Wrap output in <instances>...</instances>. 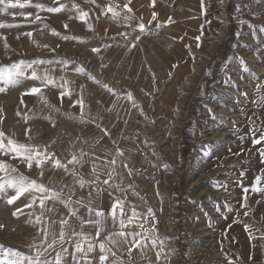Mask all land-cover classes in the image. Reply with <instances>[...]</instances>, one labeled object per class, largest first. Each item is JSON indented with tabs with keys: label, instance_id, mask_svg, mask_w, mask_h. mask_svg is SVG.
Wrapping results in <instances>:
<instances>
[{
	"label": "rangeland",
	"instance_id": "374dc122",
	"mask_svg": "<svg viewBox=\"0 0 264 264\" xmlns=\"http://www.w3.org/2000/svg\"><path fill=\"white\" fill-rule=\"evenodd\" d=\"M207 1L191 18L183 8L177 23L167 14L146 17L143 31H129L128 47H120L121 39L82 35L96 21L80 18L88 14L82 0H30L0 12V65L43 61L0 92V141L29 145L65 165L54 168L49 160L29 168L14 153H0L8 165L0 178L23 175L61 192L44 208L40 193L9 204L15 190L0 192V246L35 257L53 237L58 241L67 220L64 243L41 259L66 248L64 264H101V255L104 264H169L170 258L174 264H264V141L254 143L264 133V0ZM190 20L198 22L196 33L188 30ZM33 69L40 79L31 78ZM32 87L40 93L26 94ZM64 91L70 94L61 96ZM74 155L79 163H69ZM113 159L127 175L119 176L124 184L114 181V190L103 183ZM257 176L261 190L253 191ZM138 180L149 182V190ZM117 200L140 214L137 225L109 215ZM90 207L104 216L90 215ZM96 220L101 223H89ZM122 231L137 235L121 237ZM142 240H154L155 251H144ZM78 241L84 251L74 261ZM0 264H7L2 251Z\"/></svg>",
	"mask_w": 264,
	"mask_h": 264
},
{
	"label": "snow or ice",
	"instance_id": "6c2138e0",
	"mask_svg": "<svg viewBox=\"0 0 264 264\" xmlns=\"http://www.w3.org/2000/svg\"><path fill=\"white\" fill-rule=\"evenodd\" d=\"M30 0H24L23 3L20 2V0H0V12H5L8 8H16L17 6H19L20 8L25 7L26 4H29ZM36 8H43L44 5L42 4H36L35 5ZM61 7H63V5H61ZM125 8H128V5L125 4L124 5ZM50 12H56L59 11L60 8H48L47 9ZM129 11H131V9H128ZM109 12H112L113 17H117L119 16V13L116 12L112 7L108 8ZM30 15V14H29ZM87 14L86 13H81V19H83ZM153 18H155V14L153 16ZM36 19H40L39 16L36 17ZM126 19H128L126 17ZM4 25H0V27H3ZM65 27H67V25H65ZM138 27L141 29V31L144 30V25L141 23L140 25H138ZM55 35H58V33H53ZM26 35L31 36V33H26ZM65 39H68V37H64ZM137 39H139V37H137ZM7 46V45H6ZM92 51L94 52H98L99 49H93ZM39 63H43V61H33L31 63L25 62V61H19L17 63H13L10 66L9 65H0V83H2L4 86L0 87V92H5L7 90V88L9 86L15 85L19 82V79L21 77L25 76V69L26 68H32L33 64H39ZM78 72L83 71L82 68H77L76 69ZM31 78L33 79H40V77L37 75V72L35 71V69H33L32 71V76ZM90 79L92 78L91 76L89 77ZM45 80L48 84H53L54 81L51 79H48L47 77H45ZM105 87H107L105 85ZM41 91L40 88L37 87H32L30 89L27 90L26 94H39ZM70 93L67 91L61 92L60 95L64 96V95H69ZM129 98H131V96L129 95ZM76 103L81 105V110H82V116H83V101L82 100H78L76 101ZM107 134V133H106ZM3 133L0 132V137H3ZM261 141H264V133L261 134L260 138L258 140H254V143L259 144ZM0 153H14L15 156L17 157H21L24 161H26L27 165L29 168H31L33 166V162H35L36 167H41L46 161H51V163L53 164L54 168H65V165H63L59 160L52 158L51 154L44 152L41 153L39 151H33L32 147L29 145H24V144H18L15 141L9 139L8 140V144L7 146L0 141ZM123 153L117 149V155H122ZM81 155H83V153H81ZM262 155H264V152H262ZM69 163H79V160L77 159V157L74 155L72 157V159L69 161ZM111 163L114 165L116 163V160L113 159L111 161ZM127 165H125L126 167ZM8 168V165L4 163V161L0 160V172H5ZM67 171V169H65ZM13 171H15V169H13ZM96 173V169L93 168V174ZM43 173H41L42 175ZM75 175V174H74ZM97 179H99V176H97ZM109 179H111V173H109ZM262 177L261 176H257L255 178L256 183L253 185V191H260L261 189L256 187V184H259L261 181ZM80 186L83 187L85 185V181L83 179L79 180ZM104 184H108L109 180H104L103 181ZM12 188L15 190V195H12L8 198L7 202L9 204H12L13 202H15L17 199H19L22 195H24L25 193H31V192H36V193H40V197H39V204L41 208L45 207V201L46 200H60L61 199V192H57L54 191L52 188L46 187L44 184L41 183H37L36 180H29L27 177L21 175L17 178H9V179H4V178H0V192H3L5 190V188ZM62 191V190H61ZM36 202V197H33L32 200L29 202V204L25 205V207H31L34 203ZM66 206H68V204L70 203V201L65 202ZM123 201H119L117 200L115 203L112 204L111 206V210L109 212V215H111L113 217V219L116 218V214H117V209H120L121 214H123ZM20 209H17L16 212L13 213V215H16L18 212H20ZM71 214L75 215V211L71 210ZM89 214L91 215L93 212L95 213V216L97 217H103L104 213L103 211L100 210H95L93 208H89L88 209ZM152 210L149 209V214H151ZM138 214L133 211V217L137 216ZM40 221V217L38 216L36 218V222L39 223ZM132 221V217H129V222ZM61 229H60V235L58 238V241L60 244L64 243V239H65V225L68 224L67 220H62L61 222ZM89 223H95L96 225H99L101 223L100 220H96V221H89ZM121 227H124V221L121 220L120 221ZM99 231L100 229H97V235H99ZM74 236L77 235H83L81 234H77V233H73ZM121 237H124L126 235H137L135 233H125V232H120L118 234ZM49 236V232L47 229L44 230V237H45V241L47 240ZM85 239H88L87 237H85ZM45 241H42L41 243L43 244ZM57 238L53 237V240L51 243L47 244L46 248H43L40 251L36 252L35 257H25L22 253L15 251L13 249H4L2 246H0V251L3 252L4 257L7 261V264H23L24 260L28 261V264H64V257L62 255V252H67L68 250L66 248L62 249V252H57L55 255L54 259H41V257L46 254L48 252L49 249H52L56 243L58 242ZM112 243H116L115 240H112ZM153 246H155V241H152ZM135 246H139V242H137V244ZM99 248L101 250V252H105L106 248H105V244L104 243H100L99 244ZM93 249V245L91 243L88 244L87 246V251L91 252ZM84 251L83 246H82V242L78 241L75 244V251L72 253L73 256V260H76V253L82 252ZM159 257V253L157 254ZM9 257H12L9 259ZM107 260V256L106 255H101L100 256V261L101 264H104V261Z\"/></svg>",
	"mask_w": 264,
	"mask_h": 264
},
{
	"label": "crops",
	"instance_id": "0c3cea01",
	"mask_svg": "<svg viewBox=\"0 0 264 264\" xmlns=\"http://www.w3.org/2000/svg\"><path fill=\"white\" fill-rule=\"evenodd\" d=\"M207 3V0H82V2H79V7L85 6V8H87L88 10L87 17H90L91 19L96 18V21L94 22V26H90L89 28H82L81 33L83 36H94L96 41L102 40L114 43L116 40L121 39L126 42L125 44H119L120 47H123V45H126L128 47L129 44H133L131 41H128L133 37L129 33V31H141L138 25H140L141 23L144 24L146 17L150 18L154 14L156 17H158L160 14H167L174 19L173 21H175V23H177L176 16L182 18L183 8H185V13L186 11L187 13H190L189 18H191V14L196 11L198 5H206ZM125 4L128 5V8L124 7ZM109 7H112L116 12H118L119 16L114 18L112 12L108 11ZM129 8L131 9V11L128 10ZM126 17L128 19H126ZM179 18L178 20L181 22ZM197 28L198 22H193L190 20V26L188 30L191 33H196L198 30ZM182 30L179 26L178 31ZM124 31H127L128 33L123 34L122 32ZM136 45H140V43H137ZM121 156L125 155L123 154ZM117 163H115L114 167L111 168L112 178L113 176L116 177L115 179H112L113 182L111 181V179H109V185L112 186L109 188H111L112 190L118 188L115 183L116 181L124 184V176L122 179L120 177H122V174L126 175L125 170L122 169L123 167H121ZM138 184L142 189L149 190L150 188V183L147 181L138 180ZM106 201L109 200L106 199ZM133 211L134 210L130 207H127L125 209L123 208V214H121L120 209H117V213H120L123 216L121 218L127 221L128 225H137L138 221L140 220V214L135 211L138 215L133 217ZM129 217H132L131 222H129ZM140 242H142L141 246L144 251H155L156 247L153 246V243L151 241L143 242L142 240ZM87 262L86 264H90V262Z\"/></svg>",
	"mask_w": 264,
	"mask_h": 264
},
{
	"label": "trees",
	"instance_id": "16d2710c",
	"mask_svg": "<svg viewBox=\"0 0 264 264\" xmlns=\"http://www.w3.org/2000/svg\"><path fill=\"white\" fill-rule=\"evenodd\" d=\"M183 256H182V254L181 255H179V260H181L182 262H183Z\"/></svg>",
	"mask_w": 264,
	"mask_h": 264
},
{
	"label": "bare ground",
	"instance_id": "6f19581e",
	"mask_svg": "<svg viewBox=\"0 0 264 264\" xmlns=\"http://www.w3.org/2000/svg\"><path fill=\"white\" fill-rule=\"evenodd\" d=\"M171 257H172V256H171ZM170 262H171V264H174V263H173V259H171V258H170L169 264H170Z\"/></svg>",
	"mask_w": 264,
	"mask_h": 264
}]
</instances>
